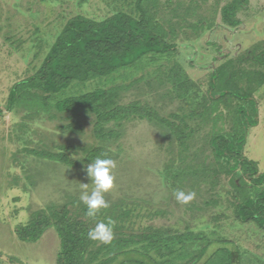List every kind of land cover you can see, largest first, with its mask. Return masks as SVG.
<instances>
[{
	"label": "rangeland",
	"instance_id": "1",
	"mask_svg": "<svg viewBox=\"0 0 264 264\" xmlns=\"http://www.w3.org/2000/svg\"><path fill=\"white\" fill-rule=\"evenodd\" d=\"M228 1L158 0L155 8L164 26L170 32L175 29L171 38L179 46L174 57L203 95L209 91L211 75L217 66L245 56L258 44H261L259 49L264 48V0H250L238 12L242 23L237 27L222 22L221 7ZM120 6L109 0H0V264H56L60 238L54 228L36 242L19 240L15 231L28 223L34 211L79 198L83 191L91 192L94 188L85 165L69 166L32 154L30 150L58 152L69 146L74 149L64 150L78 159L83 156L79 146L101 144L93 135L91 115L79 117L81 127L73 131L66 127L73 121L69 114L31 118L28 108L22 105L9 110L11 87L41 66L70 18L83 14L101 19ZM190 6L193 9L189 11ZM170 64L169 60H162L158 66H149L128 79L125 76L133 69L111 77L76 80L56 99L98 87L129 84L150 69L160 71ZM238 64L236 67L242 70L264 71V65L256 62ZM233 85L236 91L243 89L250 97L238 99L226 94L221 101L211 102L210 120L194 124L198 130L194 133L191 158L197 154L195 165L203 161L216 165L211 137L217 131H241L237 108L243 105L257 119L255 125H248L244 155L264 172V83L254 81L249 91L248 78L240 75ZM222 86L220 81L218 87ZM158 87L155 84L150 87L147 82L136 84L124 93L123 102L140 99L165 116L176 111L189 113L185 101L164 96L165 86ZM120 129L121 138L109 147L116 167L112 170L114 187L104 194L106 201L123 200L132 208L137 229L154 225L173 232H202L214 242L209 253L224 246L225 239L235 244H230L231 247L242 251L240 264H264V229L253 221L242 222L236 217L230 175L220 171L215 177L212 170L208 171L206 180L201 172L199 177L189 175L191 178L183 185H174L177 180L173 179V172L183 165L178 143L148 120L134 118ZM242 174L243 170H238V180L247 181ZM178 190L195 196L186 204L179 203L175 197ZM205 259L206 256L198 260L194 257L180 264H202Z\"/></svg>",
	"mask_w": 264,
	"mask_h": 264
},
{
	"label": "trees",
	"instance_id": "2",
	"mask_svg": "<svg viewBox=\"0 0 264 264\" xmlns=\"http://www.w3.org/2000/svg\"><path fill=\"white\" fill-rule=\"evenodd\" d=\"M109 1L121 6L105 18L95 19L83 14L70 18L50 46L41 66L33 74L16 82L8 98L9 110L22 105L28 108L31 118L44 114L50 117H57V113L69 114L73 121L66 127L73 131L81 127L79 117L91 115L94 118L93 135L101 144L79 146L83 156L78 159L64 150L74 149L69 146L58 152L35 149L30 152L73 167L87 166L97 157L114 160L109 147L121 138L120 128L124 123L134 118L148 120L164 129L180 146L179 156L183 165L173 172V179L177 181L172 184L183 185L191 178L189 175L199 177L202 172L206 180L210 175L208 171L213 170L215 177L224 171L230 175L234 189L236 217L242 222L253 221L264 229V172L259 170L254 160L244 155L248 125H255L257 119L243 105L237 108L241 131H217L211 137L216 165L210 162L212 167L205 161L195 165L197 154L191 158L192 141L198 130L195 125L210 120L213 111L211 102L221 101L226 94L238 99L249 98L250 95L243 89L239 92L233 88L234 81L240 75L248 78L249 91L254 81L264 83L263 70L236 67V63L241 65L244 61L264 65V48L259 49L261 44H258L245 56L217 66L211 75L209 91L203 95L185 67L174 57L179 46L171 38L175 29L170 32L155 11L158 0ZM249 2L228 1L221 7L222 22L230 27L241 25L238 12ZM192 9L188 7L189 11ZM162 60H169L171 64L160 71L150 69L129 84L98 87L56 99L76 80L85 82L97 76L111 77L123 70L133 69L131 74L125 76L128 79L149 66H158ZM220 81L223 82L222 87H218ZM141 82H147L150 87L159 85V89L165 86L163 95L185 101L189 113L176 111L165 116L140 99L123 102L124 93ZM240 169L243 170L241 177L248 178L247 181L238 180ZM107 203L109 207L100 209L95 218L86 215V206L79 198H72L63 204H50L34 211L28 223L18 226L15 233L21 241L36 242L48 229L54 228L60 238L56 264H180L194 257L198 260L205 256L202 264H240L243 259L242 251L238 247H231L230 244H235L225 239L222 240L224 246L209 253L214 242L203 236L202 232H173L154 225L137 229L134 227L133 209L123 200ZM109 219L114 221L109 243L88 237V231L98 221L107 223Z\"/></svg>",
	"mask_w": 264,
	"mask_h": 264
},
{
	"label": "clouds",
	"instance_id": "3",
	"mask_svg": "<svg viewBox=\"0 0 264 264\" xmlns=\"http://www.w3.org/2000/svg\"><path fill=\"white\" fill-rule=\"evenodd\" d=\"M116 167L115 162L109 158L97 157L86 166V173L89 180L94 184L91 192L83 191L79 197L80 201L86 206V215L95 218L97 212L102 208L109 207L104 198V194L114 187V175L112 170ZM85 186L87 183H84ZM195 193H185L176 191L175 197L179 203L186 204L191 201ZM114 221L109 219L106 222L98 221L94 228L88 231V237L92 240H98L102 243H109L113 235Z\"/></svg>",
	"mask_w": 264,
	"mask_h": 264
}]
</instances>
